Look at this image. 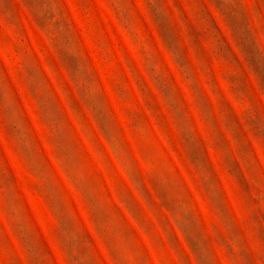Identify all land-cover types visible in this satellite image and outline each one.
<instances>
[{"label":"rangeland","instance_id":"374dc122","mask_svg":"<svg viewBox=\"0 0 264 264\" xmlns=\"http://www.w3.org/2000/svg\"><path fill=\"white\" fill-rule=\"evenodd\" d=\"M0 264H264V0H0Z\"/></svg>","mask_w":264,"mask_h":264}]
</instances>
